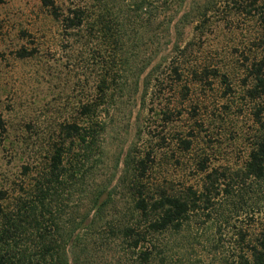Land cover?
Listing matches in <instances>:
<instances>
[{"label":"rangeland","instance_id":"rangeland-1","mask_svg":"<svg viewBox=\"0 0 264 264\" xmlns=\"http://www.w3.org/2000/svg\"><path fill=\"white\" fill-rule=\"evenodd\" d=\"M252 1L241 0L237 10L229 0H213L216 6L204 22L197 15L181 18L191 10L192 0L177 9L175 4L169 35L160 28L148 41L139 30L128 31L118 53L88 26L69 30L62 22L69 9L91 7L95 0H54L58 18L41 0H0V189L8 192L10 202L44 169L61 126L78 119L81 106L96 98L107 68L114 67L115 82H109L102 106L107 110L100 148L86 164L90 172L85 182L87 189L111 192L112 201L89 239V252L76 264H128L125 245L109 233L107 223L130 208L129 188L136 177L151 191L191 188L200 193L211 171L229 178L243 167L259 105L246 94L250 67L264 55L258 10L264 0L258 5ZM174 60L180 80L170 74ZM139 161L147 163L142 177L135 171ZM219 183L222 189L227 180L219 178ZM79 198L75 195L69 204L72 211L88 207ZM247 198L244 204L223 193L205 214L209 218L192 217L191 223L206 221L205 229L194 231L209 239L200 240L203 249L236 255L240 230L248 239L258 234L264 226V204L255 202L264 199V187ZM185 236L165 235L159 243L168 245L175 260V245L189 246ZM201 245L187 251L193 262ZM216 255V264H226Z\"/></svg>","mask_w":264,"mask_h":264},{"label":"trees","instance_id":"trees-1","mask_svg":"<svg viewBox=\"0 0 264 264\" xmlns=\"http://www.w3.org/2000/svg\"><path fill=\"white\" fill-rule=\"evenodd\" d=\"M185 1L95 0L91 7L69 9L62 16V22L69 30L88 26L101 42L113 44V51L119 53L123 47V34L134 30H139L142 40L146 38L148 41L160 28L169 35L175 19V4L177 9ZM229 1L234 9H241V0ZM41 2L55 18L61 16L54 0ZM258 2L260 0L252 1L253 5H258ZM259 4V14L264 23V1ZM214 6L213 0H192L191 10L181 18L197 15L202 22L207 21V14L213 11ZM182 52L185 54L187 48ZM170 66V74L180 80L175 60ZM113 69V65L107 68L97 86L98 96L81 106L78 119L61 126L59 141L53 146L44 169L37 171L28 184L18 189V195L12 202L8 192L0 189V264H70L71 261L76 264L89 252V239L95 234L98 221L105 220L106 208L112 201L111 192L87 189L85 182L90 172L86 164L92 161L96 149L100 148L98 140L105 128L102 118L107 109L102 106L110 88L109 82H115L111 76ZM196 74L193 71V75ZM249 75L250 85L246 94L252 101L259 100V105L253 114L256 133L243 167L229 178L217 170L211 171L200 193L191 188L178 192L165 189L151 191L136 177L129 188L130 208L107 223L109 233L125 245L123 251L128 253V264H216L219 259L216 254L222 256L221 263L264 264V226L250 239L245 231L240 230L236 237L239 253L227 256L215 247L213 250L208 246L203 249L200 240L210 241L203 231L200 232L202 234L194 231L205 229L206 221L191 223L192 217L209 218L205 214L223 193L247 204V197L258 195L264 187V55L251 65ZM165 116L168 121L171 119L166 113ZM1 129L3 122L0 117ZM146 164L145 161L137 162L135 171H139V177L144 176ZM128 166L130 161L125 163L127 172ZM27 171L25 167L24 175L30 172ZM219 178L227 180L226 187L220 189ZM75 195L80 196L79 200L88 209L81 211L77 207L72 211L69 204ZM257 203L263 206L264 199H258ZM91 212H94L92 217ZM183 233L189 246L179 247L181 244L178 242L174 260L168 252V245L159 243V239L165 235L178 238ZM196 243L201 245V253L193 262L187 251Z\"/></svg>","mask_w":264,"mask_h":264}]
</instances>
